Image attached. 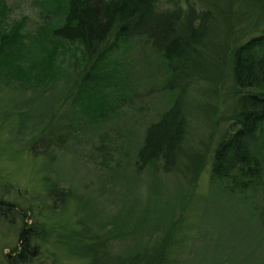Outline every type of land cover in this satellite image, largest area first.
I'll return each mask as SVG.
<instances>
[{
	"label": "rangeland",
	"instance_id": "rangeland-1",
	"mask_svg": "<svg viewBox=\"0 0 264 264\" xmlns=\"http://www.w3.org/2000/svg\"><path fill=\"white\" fill-rule=\"evenodd\" d=\"M3 1L0 26L19 20L27 36V50L11 58L25 61L31 79L15 78L16 65L0 67V199L11 211L0 216V264L24 229L39 234L29 240L31 264H87L78 244L92 243L95 258L146 250L163 264H264V180L230 197L209 180L206 159L194 184L157 161L136 166L143 129L172 96L157 89L161 60L147 44L127 41L93 71L73 41L54 47L64 0ZM179 95L189 108L202 101L193 91ZM71 104L78 112L67 116ZM112 104L123 105L102 120ZM189 116L186 157L214 131L195 109ZM53 133L52 147L39 151Z\"/></svg>",
	"mask_w": 264,
	"mask_h": 264
},
{
	"label": "trees",
	"instance_id": "trees-1",
	"mask_svg": "<svg viewBox=\"0 0 264 264\" xmlns=\"http://www.w3.org/2000/svg\"><path fill=\"white\" fill-rule=\"evenodd\" d=\"M2 8L0 0V13ZM18 22L0 26V67L16 65L15 78L23 81L26 75L20 65L25 61L11 58L14 50H27V36ZM51 37L54 47L62 40L77 44L84 67L93 71L106 65L127 41H144L160 58L163 79L157 89L172 96L167 97L170 105L143 129L136 151L138 168L157 161L164 171L177 170L194 184L191 179L199 175L206 159L209 180L218 182L230 197L244 198L248 186L264 180V0H64L62 24ZM33 69L29 65L25 71L30 74ZM179 91H193L202 101L189 108ZM112 105L99 114L102 120L123 104ZM73 106L64 114L77 113ZM57 108L62 111L60 104ZM193 109L214 131L204 137L206 148H196L195 155L186 157L183 146ZM50 135L39 151L52 147L58 136ZM9 206L0 199V216L10 211ZM38 235L31 229L20 231V243L3 257L4 263L31 264L36 247H30L29 240ZM92 245L78 244L87 264H163L161 253L146 250L95 258ZM96 246L106 244L99 239Z\"/></svg>",
	"mask_w": 264,
	"mask_h": 264
}]
</instances>
